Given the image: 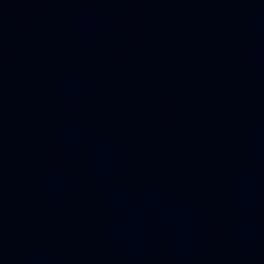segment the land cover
Listing matches in <instances>:
<instances>
[{
  "label": "water",
  "instance_id": "95a60500",
  "mask_svg": "<svg viewBox=\"0 0 264 264\" xmlns=\"http://www.w3.org/2000/svg\"><path fill=\"white\" fill-rule=\"evenodd\" d=\"M0 264H264V0H0Z\"/></svg>",
  "mask_w": 264,
  "mask_h": 264
}]
</instances>
